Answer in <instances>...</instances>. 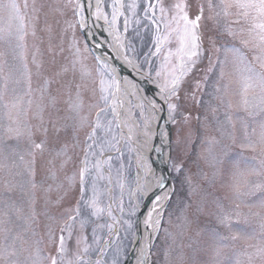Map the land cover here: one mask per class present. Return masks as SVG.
<instances>
[{"label": "snow or ice", "instance_id": "1", "mask_svg": "<svg viewBox=\"0 0 264 264\" xmlns=\"http://www.w3.org/2000/svg\"><path fill=\"white\" fill-rule=\"evenodd\" d=\"M43 8L45 4L38 5L37 0L31 4L29 0H0V264H122V242L131 243L132 252L138 253L135 264H221L201 258L205 249L198 238L204 229H192L200 223L206 203L219 210L217 223L232 226V216L224 211L221 198L187 180L189 197L200 195L201 200L193 219L187 214L190 204L177 216L179 237L183 239L189 229L193 234L188 235L187 244H176L173 233L164 227L166 213L172 222L174 213L169 206L175 188L166 190L167 178L156 174L150 154L141 149L149 147L165 112L167 122L176 123L181 92L185 86L190 88L189 79L207 58L202 81L195 80V89L204 91L209 74L218 71L213 91L208 93L211 99L197 100V104H206L204 127L214 133L206 143L218 146L229 160L228 150L238 140L241 149H259L264 157V0H207V16L204 3L194 6L190 0H95L94 5L92 0H55V6L47 5L45 25L40 29L47 34V58L41 50L44 39L37 35L38 14ZM69 12L72 18H67ZM85 12L97 22L103 20L97 26L107 34L110 48L106 58L95 57V73L85 63L84 53L91 49L85 43L82 50L76 36L79 28L85 41L96 40L93 30L83 35ZM49 13L65 17L55 46ZM205 21H211L212 27ZM93 47H102V42L96 40ZM211 51H223L225 59L217 56L214 61ZM133 115L136 122L130 123ZM122 128L128 129L127 134L117 132ZM135 131L143 141L137 136L138 147L134 148ZM160 136L170 142V131L161 130ZM81 144L83 157L77 170L70 172V152ZM125 149L129 154L136 152L135 187L125 174ZM45 153L51 158L41 173L37 156ZM210 166L215 169V162ZM259 166L260 170L251 168V173L262 174L264 159ZM172 168L181 173L184 166L172 163ZM219 174V170L210 178L205 174L209 188ZM126 185L127 206L123 200ZM77 187L73 204L69 201ZM115 188L120 189L119 200ZM233 189L237 198L259 193L257 204L248 206L264 208V182L256 183L248 193L235 185ZM40 201L42 210L38 212ZM52 209L61 210L54 214ZM239 215L235 213L237 218ZM39 216L48 221L44 225L50 247L47 255L40 247L42 239L36 238ZM89 226L92 243L85 234ZM259 227V236L253 231L231 237L257 240L248 246L253 251L239 253L234 264H255L257 259L264 264V218ZM100 229H107L103 246ZM162 229L164 245L157 243ZM77 230L78 251L70 258L68 242ZM208 237L217 244L227 239L215 229L208 230ZM113 246L110 262L91 258L96 253L104 257ZM215 255H220L219 247Z\"/></svg>", "mask_w": 264, "mask_h": 264}, {"label": "rangeland", "instance_id": "2", "mask_svg": "<svg viewBox=\"0 0 264 264\" xmlns=\"http://www.w3.org/2000/svg\"><path fill=\"white\" fill-rule=\"evenodd\" d=\"M20 2L22 3L23 0H20ZM92 2L94 5L95 0H92ZM190 2L194 6L197 5L198 3H204L205 16L208 15L207 0H190ZM29 3L31 4V0H29ZM40 3L45 4V8H43L41 12L38 14L40 19L37 24V35L44 39V43L41 45V50L45 53V57L47 58L48 56L47 34L41 32L40 29H42L45 25L44 14L48 12L47 5L53 4V6H55V0H37V4L39 5ZM64 18L65 17H61L58 13L48 14L47 17L48 22L52 23L53 25L52 43L54 46L59 43L58 34L60 29L64 26L63 25ZM67 18H72L70 12ZM56 20H60V24H56L55 23ZM91 22L89 24L90 29L95 31V29L98 27L97 21L93 19L92 24ZM204 23H206L208 27L210 28L212 27L211 21H205ZM121 26H122V22H121ZM68 35H71V32H69ZM76 36L77 39L80 40L79 46L83 50L85 43H87V41L83 39L82 33L80 32L79 28H77L76 30ZM96 40L102 42L103 48L110 50L109 44H103L105 42L103 41L102 37L98 36L97 33H96ZM29 42L31 43V37H29ZM64 46L65 48H67V38H65ZM206 46H207V42H206ZM210 54L214 61L217 58V56H219L220 59H225V53L223 51H221L220 53L211 51ZM84 55L87 57L85 63L93 71V73H95L97 63L94 56V50L91 49L90 52H86L84 53ZM207 67H208V60L207 58H205L203 64H201L198 70L194 73V76L189 79L190 88L188 86H185V90L181 92V96H182L181 109L180 112L176 114L175 124H172L171 122H167L166 120L167 114L165 112L164 114L165 119L159 121V129H157V134L153 137V140L151 141L152 146L149 154L150 157L153 156L151 162L154 170L156 171V174L157 175L164 174L168 179L166 190L171 189L173 187L175 188V195L172 197V204L169 206V212L174 213L171 217L172 222L169 223V216L166 213L164 216V227L173 233V235L176 238V244H180V243L187 244L188 235L193 234L192 229H196V228L204 229V231L201 232V236L198 238L201 245L205 249V251L201 253V258L206 261L213 259L219 260L221 264H229V261H231L234 264L235 260L238 258L239 253L244 252L245 250L249 252L253 251V249L248 246L256 244L257 240L256 239L246 240L243 238L232 240L231 237L237 234L238 232H241V237H242L243 233L252 234L253 231H255V234L259 236L260 233L259 225L261 219L264 218V208H260L258 206H253V207L248 206V205L257 204L260 196L259 193H257L255 196L243 195L237 198L234 194L233 185L238 187L240 192L248 193L253 190L254 185L256 183L264 182V171H262V174L260 176L251 173V168L253 167H255L257 170H260L259 161L261 159H264V157L260 155L259 149H257V151L255 152L248 149H241L239 147V140H238L237 145H231L228 150V157H231V160H229L227 157L224 156L223 152L218 146L215 145L210 146L208 143H206V138L213 135L214 133L210 128L206 129L204 127L203 117L206 111V104H197V100L200 99L201 97H203V100L205 102L211 99L208 93L213 91V87L217 79L218 71L217 74H209L210 79L207 82V86L204 89V91H197L195 89V80L199 79L202 81L203 75L205 74ZM221 83L224 82L222 81ZM146 86L147 85L145 84L144 87ZM235 86H236L235 84L231 85L232 88H234ZM212 102L214 104L218 103V101L215 100ZM135 111L138 112V109ZM241 115H243V113H241ZM94 116H95V111H93L92 113V117ZM185 116L188 117L187 120H185ZM198 116L200 117L199 120L197 119ZM135 122H136V117L135 115H133L132 121L130 123H135ZM237 127L239 128V125H237ZM161 130L165 132L170 131L171 133L170 142L167 139L164 140L161 139L160 136ZM120 131L121 129L117 130L118 133ZM133 136H135L136 139L137 136L142 138V136H140L139 131H135ZM80 138L82 141L83 133H81ZM159 142H161L162 144L160 145ZM228 143L231 144L230 141ZM82 148H83V144H81L80 147L76 148L74 151L70 152V155L72 156V160L69 162L67 166L68 171L70 172L75 171L79 167V160L83 157ZM155 148H160V151L162 152L161 157H165L163 164L161 160H160L161 163L160 164L158 163L159 155L158 152L154 150ZM209 148H211V151H209ZM124 153L125 154L123 161L125 162L124 163L125 168L128 170L126 171L125 174L128 175L129 179L133 182L131 184V187H135V183H134L136 177V170L134 168L135 152L133 151L131 154H129L127 149H125ZM109 154L115 155V153H109ZM129 155H131L130 165H129ZM213 157H215V161H213ZM253 157H255V160L253 159ZM50 158L51 157L47 153H45L43 156L38 154L37 156L38 172L42 173L48 167L47 160ZM220 160H225L226 162L224 164H221L219 163ZM156 161L158 162L156 163ZM213 162H215L216 165L215 169L210 166ZM56 163L58 166L59 161H57ZM116 163L117 162H114V165ZM172 163H182L184 166L183 172L177 173L172 168ZM215 170H219L220 174L217 177H215V182L213 186L209 188L208 181L205 178V174H207V176L210 178L212 176V172ZM59 175L62 176V174ZM189 178L192 182L193 187L207 189L208 191L213 192L216 196H219L221 198L224 211L232 216L233 222L230 228L217 223L215 218V213L219 210L216 209L214 205L206 203L204 205L203 213L200 214V223L193 224L192 229H189L188 235H185L183 239L179 237L178 232L180 230L176 228V224L180 223V221L177 220V216L180 215L181 210L185 207V205L190 204L191 207L188 209L187 214L190 219H193L196 204L201 200L200 195H192L191 197H189L188 195L189 184L187 182ZM114 195L116 196L117 200L120 199L119 188L114 189ZM55 196L56 193L53 192L52 198L55 199ZM77 197H78V187L77 190L73 192L69 202L74 204L75 199ZM123 200L125 206H127L128 204L127 185L123 195ZM41 205H42V201H40L37 205L38 212L42 210ZM237 205H239L238 208ZM64 206H67V204H65ZM60 210L61 209H52V212L54 214H58ZM236 212L240 213L238 218L235 216ZM254 214H258V215H254ZM46 223H48V221H46V219L43 216L38 217V227H37L38 236L36 238L42 239L43 242L40 244V247L43 249L45 255H47L50 251L48 238L45 235L44 225ZM59 223L60 221H57L55 225V233L57 237L59 235ZM211 229H215L220 236L227 237V239H224L220 241L219 244H217L216 241L211 240L208 237V230ZM85 234L88 236V242L91 243L92 242L91 226H89L85 230ZM78 235H80L79 230L74 232L72 239L68 242L69 243L68 256L70 258L73 256V253H76L78 251L76 244V239ZM98 235L101 236L100 246H102L101 243L104 242L103 238L107 237V229L98 230ZM120 235L123 236L124 233L121 232ZM160 237L161 238L157 243L160 245H164L165 241H164L163 229L161 230ZM168 243H172V241L168 240ZM95 247L96 246L94 245V248ZM121 247L125 248V251L122 253L121 256L122 264H126V262L132 258L133 245L128 242H122ZM217 247L220 248L219 256L215 255V249ZM51 250L54 251V246H52ZM185 251L188 250L185 249ZM113 254H114V246L112 249H109V251L105 254L104 257H99L98 253H96L93 254L91 258L93 260L97 258H101L110 262ZM239 259L246 260V257L239 256ZM255 264H260L259 259L255 261Z\"/></svg>", "mask_w": 264, "mask_h": 264}, {"label": "bare ground", "instance_id": "3", "mask_svg": "<svg viewBox=\"0 0 264 264\" xmlns=\"http://www.w3.org/2000/svg\"><path fill=\"white\" fill-rule=\"evenodd\" d=\"M103 20H100L99 22H97V25H103ZM95 31H96V33L98 34V36L99 37H102V39H103V41L105 42V43H103V44H108V42L105 40V36L107 35L106 33H103L102 32V29L100 28V27H97L96 29H95ZM123 129V131H124V133L127 131L126 130V128L124 129V128H122ZM125 134H127V132L125 133ZM141 138V137H140ZM136 137L135 136H133V146H134V148L135 147H138V144L136 143ZM140 141L142 142L143 141V137L140 139ZM159 144L161 145L162 143L161 142H159ZM151 146H152V142L150 143V145H149V147L148 148H143V149H141L146 155H149V153H150V149H151ZM135 152V151H134ZM153 153V152H152ZM106 155H110L109 153H106ZM152 155V154H151ZM135 156H136V152H135ZM152 157L153 156H151V160H152ZM162 159H163V161H162ZM160 160H161V162H162V164H163V162H164V160H165V157H161V159H159V162L158 161H156V163L158 162L159 164L161 163L160 162ZM125 163V162H124ZM115 166V165H114ZM160 168V167H159ZM161 175V174H160ZM162 175H164V174H162ZM128 176V175H127ZM165 177H166V175H164ZM129 177V176H128ZM167 178V177H166ZM167 182H168V179H167ZM141 230H142V227H141ZM135 255H138V253H136V254H133L132 253V258L131 259H129L127 262H126V264H135Z\"/></svg>", "mask_w": 264, "mask_h": 264}, {"label": "water", "instance_id": "4", "mask_svg": "<svg viewBox=\"0 0 264 264\" xmlns=\"http://www.w3.org/2000/svg\"><path fill=\"white\" fill-rule=\"evenodd\" d=\"M85 17H86V20H87V28H86L85 33H84L83 35H86V34H87V31H88L89 28H90V25H89V24H90V13L85 12ZM87 43L89 44L90 48H91L92 50H94V53H100V54H102L104 57H107V56H108L109 50H107L106 48H103V46L100 47V48H94V47H93V46L95 45V43H96V40H91V39H89V40H87ZM116 63H119V62L116 61ZM146 87H147V86H146ZM165 142H166V140H165ZM161 154H162V152L159 151V152H158L159 159H160V157H161ZM132 253H133V252H132ZM133 254H134V253H133Z\"/></svg>", "mask_w": 264, "mask_h": 264}]
</instances>
